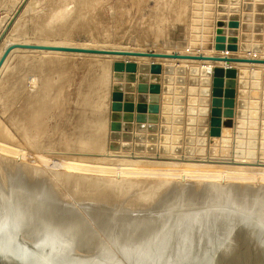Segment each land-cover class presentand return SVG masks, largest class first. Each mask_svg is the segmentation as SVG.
Segmentation results:
<instances>
[{"label": "rangeland", "instance_id": "374dc122", "mask_svg": "<svg viewBox=\"0 0 264 264\" xmlns=\"http://www.w3.org/2000/svg\"><path fill=\"white\" fill-rule=\"evenodd\" d=\"M20 1L0 0V17L7 15L10 18L9 21L7 20L8 18L3 20L2 25H0V52L9 42L38 44L56 42L68 46L75 45L78 47L100 48L105 50L156 51L205 55L218 54L264 58V0H261V9H263L261 11L263 16L261 26L263 28L259 31V34L263 36L261 41L257 39L258 32L253 30V27L256 26V21L252 18L250 21H246L250 24L249 29L242 30L241 28V24L244 22L241 19L243 14L248 12L253 17L256 13L254 10L255 6L260 0H24L19 10L14 11L15 9L13 10L11 3L17 2L18 4ZM246 2H250L252 5L250 11H243V5ZM233 20L234 22H238L236 28L231 25ZM243 37L245 40H243ZM253 37H256L257 40L253 39ZM233 38H235V42L232 41ZM242 42L261 44L263 51L261 53H253L247 50L246 52L240 51L238 46ZM229 44H236L237 50H227V45ZM215 45L221 46L222 48L215 50ZM12 52L6 58L7 61L4 64L6 67L3 66L4 69L0 72V127L4 129H0V133H2V135L0 134V143H3L0 144V146L3 145L0 148L2 150L0 151L2 153H0V206L2 204V197L4 198L10 192L11 182L8 170L11 168L10 164L12 165L16 160L25 163L28 162L37 167L41 166L40 168L41 170L44 169V172L46 170L45 168H47L46 175H48L49 180L56 187L55 190L58 196L61 199L63 198V201L70 203L73 211H79L83 215H85V212L88 215L93 212L94 214L98 213L97 215L99 213L102 214L104 218L101 215H99L100 218H95L97 215L95 214V216L93 214L97 222L99 221L102 224L109 218L108 216H114L113 218H116L115 215H118V213L119 217L121 214L129 215V213L132 217L133 214L137 217H142V215L145 217V215L159 214L161 212V214H165V209L163 208L166 207L167 200L173 197L172 195L176 192L174 186L178 176L175 177L177 171L173 163L189 162L188 160L182 161L180 159L183 157L186 158L185 156L199 158L193 159L192 161L191 159L189 160L191 163L194 162L197 165L195 168V164L193 163V168H195L193 170L194 174L197 173L198 175L202 171L204 173L203 175L200 174L201 176L193 174V178L190 179L188 184L193 185L192 187L196 186V188L203 186L206 190L208 189V184L204 182L210 179V174L207 178L203 179L204 181L201 179L199 180L201 182H199L196 179H200L202 176L204 178L209 173L207 165L212 164V162H217V159L222 160V157H217V159H215L216 157L208 156L200 157L208 152L209 149L211 150L212 147L216 148L217 156H221L223 152H227V155H229L234 150L235 153L237 152V155L244 156L242 159L245 162L240 164H245L246 167H259L260 165L264 167V66H254L244 63L230 64L228 66V68L235 70V74L229 77L223 76L222 78L223 80L232 78L235 81L233 116L231 117L230 126H227L223 117H221L220 131L222 133L223 130L226 134L224 136L219 135L214 139L208 133L203 134L201 132L203 125L199 115L197 116V113L188 111L189 106L199 108L198 100L202 96L199 90L202 86L204 87L202 84H212L213 76L212 74L209 76L201 74L191 75L187 71V68L192 66V64H197L198 66H202L203 64L222 66L220 63L212 64L209 61H193L192 63L191 60L177 62L176 60L111 57L110 55L82 53H76L75 55L74 53L62 52L42 53L39 50L26 49H14ZM117 60L134 61L137 65L142 62L149 64L159 63L161 68L167 63L185 65V72L178 73L176 77L171 73V81L169 82L166 81L168 76L166 77L162 70L160 72L158 82L160 86L158 110L155 113L157 116L155 131L148 130V125L152 123L147 121L150 115L147 109L142 113L145 116L143 122L137 120V116L141 112L136 110L138 104L137 96L139 95L136 86L139 84V72L135 71V79L132 82L134 85L132 91L134 96L133 110L131 111L132 119L125 121L121 109V115L116 120L119 127H121L118 130L119 137L115 139L110 137L112 133L111 114L113 112L111 108L114 84L113 64ZM147 74L150 75V73ZM192 77L196 79L195 83L191 82ZM121 83L124 84V80ZM145 83L149 84V80H146ZM166 84L168 85L166 86ZM191 84H195L193 85L195 92L192 94L189 93ZM181 87L182 91H180ZM166 88L169 89L166 90ZM208 88L210 90L211 85H208ZM163 90L166 91L163 92ZM121 92L124 94L123 89H121ZM189 96L195 97L197 100L196 103H189ZM161 102H163V105ZM121 103L123 104L124 102L121 101ZM145 104L148 106L149 103L146 101ZM206 117L207 120L210 118L209 112ZM127 123L130 126L124 130L123 127L127 126ZM138 127L139 129H137ZM207 128H209L208 124ZM127 130L130 132L129 136H131V139L124 141L122 135ZM166 137V144L160 146L161 144L157 142ZM152 138H154V142L149 140ZM211 139L213 143H210ZM114 141L119 145L127 143L129 149L125 151H121V149H118L119 151L110 150L109 145ZM151 143H153V151L147 149L151 147V145H148ZM136 144L141 146V149L136 150ZM4 146L6 149L3 148ZM7 149L8 151H6ZM11 150H16L14 151L16 154L14 153L13 155V151ZM238 158L240 157L234 158L235 161L241 160V158ZM228 159L226 158L225 161H228ZM75 161L76 165H74ZM171 161L173 165L169 164ZM163 162L165 166H163ZM79 163L84 167L80 166L81 164L79 165ZM131 163L135 164L133 165ZM198 163L200 166H198ZM145 164H149V168H147V165L144 166ZM105 165H108V168ZM135 165L141 168L135 167ZM74 166L76 168L78 166V170ZM88 166H90L89 169ZM150 166H153L154 169H150ZM172 166L175 168L174 172L171 170L175 174L173 176L168 171ZM262 167L258 168L259 173H255L257 171L256 169L251 173V170H248L249 172L246 171L247 174L245 172V175L241 174L239 176L240 178L242 177L241 179H238L239 177L236 176L237 179L232 178L231 180H227L230 184H235L234 186L238 188V191L243 189L241 190L242 192L249 185L251 189L247 188L244 191L245 193L241 192V199L240 196H237L240 200H246L247 202L245 201V206L240 205L239 207V204H237L239 199L234 197L233 194L229 196L232 202L229 198L225 199L226 197H224L223 200L220 195L215 194L213 204H218L221 207L217 205V208H215L214 206V211L216 209L215 212L219 209L221 211L219 210L220 212L211 216V218L215 220L221 219L224 213L222 211L225 208H233L232 206L234 205L237 206H234L236 209L241 208V212H244V214L247 212H249L248 214L256 213L258 207L253 205V209H250L252 208V204H249L248 199L249 197H253L252 195H254L255 189H257L256 186L259 183L256 184V181L253 180H257L260 177L257 178L258 174L260 175L262 172L260 170ZM144 168H147V170ZM197 168H199V172H195ZM117 169L119 171L121 170L122 174L118 175L121 171L117 172ZM128 170L131 172L127 173ZM50 171H54L52 172L53 174ZM57 171L58 173L61 172L60 175ZM167 171L171 175H168ZM54 175L59 176H56L59 179ZM65 175L67 176L66 178H64ZM74 175H78V179L74 178ZM88 178L92 181L91 183ZM70 179H74L75 183H82V180H84V184L86 182L90 184L95 182V186L94 183L92 185L94 186L93 188L90 184L89 186L88 184L81 185L77 183L75 185L80 186V189L78 188L79 186L77 187L79 189L77 191V188L74 187L73 180ZM112 179L118 181L115 182ZM193 179L195 180L193 181ZM126 180L127 183H130L127 184ZM238 182L241 183L239 184ZM252 183L254 186L251 185ZM124 184L126 187L129 186L125 189ZM108 185L111 187V190H109ZM240 185L243 186L240 187ZM122 187L124 190L120 189ZM236 187L234 188L235 190ZM252 187L253 189L255 188L254 191ZM70 190H72V193L76 190L75 193L79 192V196H77V193V195L70 193L71 196L69 197L68 192ZM103 190H106L107 193ZM99 191L100 193H98ZM111 191L113 194H111ZM247 191H249L248 194H246ZM89 192L90 194H87ZM102 193L104 195H101ZM203 194L202 191L199 192L200 196ZM91 195L94 199L92 197L90 198ZM200 196L198 197L200 198ZM216 196H219V198ZM236 199H238L237 202ZM79 201L82 202L79 203ZM220 201H222V205ZM117 203L119 205L116 208ZM198 203L192 205L193 207L191 208L193 209H184L181 211L182 214L181 212L176 213L177 215L175 217L178 214L181 217V220L177 217L179 221H176L180 224L178 223L179 229L176 225V231L179 230L181 232L184 230L182 228H185V224L191 220L192 216L195 217L197 213L200 215V211L204 209V212L206 210L209 211L208 205L202 202L200 203L202 206ZM247 203L250 205L249 207L246 205ZM3 204L5 208L8 207V202L4 201ZM226 204L230 207H227ZM256 207L257 209L254 210ZM116 209L120 211L116 213ZM126 209L132 210L127 211ZM104 211L108 215H104ZM121 211L123 212L120 214ZM195 211L198 212L196 213ZM110 212H112V215H109ZM189 212L191 213L190 215L188 214ZM204 212H202V216L200 215L202 217L201 220L205 217L210 218L209 213L205 214ZM184 214L186 216H183ZM187 215L191 218L189 220L187 218L186 221L184 218ZM125 217L122 218L123 221ZM130 217V220L135 219V217L134 219ZM101 218L106 220L102 221ZM125 220L124 223H127L128 220ZM196 220L198 219L196 218L191 221L196 222ZM114 221L111 224L116 225L118 221L113 223ZM97 222L95 221V227L96 225L99 226ZM119 222L118 227L122 224L121 221ZM165 223L166 220L163 224L161 222L162 225H160L163 226ZM5 228L7 227H0V234L5 231ZM24 236L21 235L19 238L23 242H28V238H24ZM95 247L98 248V246L91 245L89 251L91 253L94 252ZM110 249L112 252H116L115 249L117 250L116 247H110ZM250 255H254L251 247Z\"/></svg>", "mask_w": 264, "mask_h": 264}, {"label": "water", "instance_id": "95a60500", "mask_svg": "<svg viewBox=\"0 0 264 264\" xmlns=\"http://www.w3.org/2000/svg\"><path fill=\"white\" fill-rule=\"evenodd\" d=\"M24 0L11 3L14 11L19 10ZM17 4V5H16ZM16 5V6H15ZM262 3L261 0L255 6L256 13L253 17L246 12L242 16L241 28L249 29L250 24L246 21H250L252 18L256 21V26L253 30L258 32V41L262 40L259 31L262 30L261 21L262 16ZM252 5L250 2H246L243 5V11H250ZM7 15L0 17V25L3 20L7 19ZM235 19V18H234ZM8 21L10 18L7 19ZM233 27L238 26V22L231 23ZM257 35V34H256ZM245 37V35H244ZM243 37V40H245ZM257 37V36H256ZM256 37L253 39L257 40ZM235 42V38L232 40ZM221 46L215 45L214 49H221ZM14 49H26V50H41V51H56L66 53H82V54H99V55H111L121 57H147V58H158V59H177V60H192V61H209L212 64H219L222 66H211L204 65L198 66L197 64L187 68V71L191 75L201 74L209 76L212 74V84H202L199 90L202 95L198 104L201 112L199 118L203 128L201 132L207 134L216 139L217 136H224L226 133L220 129L221 117L227 126L231 125V117L233 116V106L235 100V84L232 78H226L223 80V76L229 77L235 74V70L228 68L230 64H259L264 65V58L248 57V56H229V55H205V54H191V53H175V52H156V51H133V50H105L100 48H89V47H78V46H58V45H47L38 43H10L8 44L0 55V68L4 63L9 53ZM240 51H252L253 53H261L263 47L261 44H249L242 42L238 46ZM227 50H237L236 44L227 45ZM223 63V64H221ZM113 94H112V114H111V129L112 133L110 137L112 139L119 137V127L116 120L121 115V109L123 111V119L130 121L132 119L131 111L133 110V99L132 94L135 79V71L139 72V84L136 86L138 90L137 106L136 110L141 112L137 116V120L143 122L145 119L142 114L146 109L149 112L147 121L152 123L148 125V130L155 131L157 122V116L155 115L158 110L159 101V79L160 72L165 73L166 81H171V73L176 72L184 73L185 66H178L174 69L172 66H166L161 68L159 63H138L129 60H117L113 64ZM258 71V70H257ZM147 73H150L148 75ZM170 73V74H169ZM148 76V77H147ZM191 82H196V79L192 77ZM124 80V84L121 83ZM146 80H149V84H146ZM207 82V81H206ZM168 85V84H166ZM191 84L189 87V93L195 92L194 86ZM208 85H211L209 90ZM124 90V94L121 92ZM169 88H166V90ZM166 90H163L165 92ZM182 91V87L181 90ZM148 93V94H147ZM209 96V97H208ZM121 101L124 103L122 104ZM146 101L149 103L146 106ZM195 97L189 96V103H196ZM164 102V100H163ZM122 105V106H121ZM210 107V108H209ZM190 112L197 113V108L189 106ZM196 110V111H195ZM210 114V118L207 120L206 115ZM125 113V114H124ZM201 115V116H200ZM208 122V123H207ZM128 124V123H127ZM207 124L209 128H207ZM126 125V124H125ZM129 124L124 126L123 129L129 128ZM141 128V127H140ZM139 129V127L137 128ZM129 130L124 132L122 139L129 141ZM154 142V138L149 139ZM126 143V142H125ZM210 143H213L212 139ZM151 147L148 150L153 151V143L148 144ZM110 150H127L129 149L128 144H117L115 141L109 145ZM135 149H141L138 144L135 145ZM216 148L210 150L209 153L216 155ZM227 152H223L221 156L229 157ZM237 155V153H236ZM237 156H241L240 154ZM244 157V156H241ZM242 210L236 208H227L224 210L221 219L215 220L213 218H205L200 221H190L185 224L183 232H187L189 229H193L194 226L202 224L201 230L205 241L199 248L195 247L196 243L193 242H179L178 247L164 248L163 246L154 248L149 253H143L138 257L130 258L128 254H124L120 249H115L116 252L109 253L101 248H96L94 252H90V246H86L83 242L74 240L70 243L57 244L51 241H42V238L38 240L34 239L31 242H23L19 238V233L15 235L10 244L0 241V264H264V219L258 216L256 213L246 215ZM186 230V231H185ZM1 236V235H0ZM197 241L199 240L198 237ZM196 240V239H195ZM198 243V242H197ZM250 247L254 252V255H250ZM162 248H164L162 250Z\"/></svg>", "mask_w": 264, "mask_h": 264}, {"label": "bare ground", "instance_id": "6f19581e", "mask_svg": "<svg viewBox=\"0 0 264 264\" xmlns=\"http://www.w3.org/2000/svg\"><path fill=\"white\" fill-rule=\"evenodd\" d=\"M33 42V41H32ZM10 43H16V42H9L8 44ZM25 43V42H24ZM7 44V45H8ZM35 44V43H34ZM47 44V43H46ZM51 45H60V46H68V45H65L63 43H56V42H50ZM50 44H47V45H50ZM63 44V45H62ZM72 44V43H71ZM6 45V46H7ZM5 46V47H6ZM73 46V45H71ZM75 46V45H74ZM81 47V46H80ZM4 50V48L2 49V51ZM2 51L0 52V55L2 53ZM25 51V50H24ZM30 52V51H29ZM37 52V51H35ZM39 52H42V53H52V52H56V51H41L39 50ZM11 53H13L11 51ZM61 53V52H60ZM62 53H66V52H62ZM72 54V53H71ZM76 53H74L75 55ZM111 56V55H110ZM113 57V56H111ZM116 57H121V56H116ZM249 57V56H248ZM9 58V57H8ZM136 58H139V57H136ZM141 58H147V57H141ZM121 59V58H119ZM148 59H153V60H158V58H148ZM161 60V59H160ZM162 60H167V61H173V60H176L177 62L179 61H183V60H177V59H162ZM7 60L5 59L4 63L2 64L1 68H0V72L2 71L3 66L5 64ZM175 61V62H176ZM186 61H190V60H186ZM191 62L193 63V61L191 60ZM196 62V61H195ZM194 62V63H195ZM198 63V62H197ZM196 65V64H194ZM205 65V64H204ZM207 65H210V64H207ZM252 65H259V64H252ZM166 66H172L174 69H176L178 66H185L183 64H173V63H167V64H164L163 65V68H166ZM203 66V65H202ZM214 66V65H213ZM229 66V65H228ZM261 67L264 66V65H260ZM6 67V65L4 66ZM201 67V65H200ZM241 69V68H240ZM175 75V77L177 76L176 72L172 73ZM177 79V78H176ZM168 83V82H166ZM167 86V85H166ZM86 92V91H85ZM46 102V101H45ZM162 105H163V102H161ZM180 107V106H179ZM39 110V109H38ZM45 110V109H44ZM196 111V110H195ZM201 112V109H197V116L199 115L198 112ZM199 112V113H200ZM196 114V113H195ZM201 116V115H200ZM34 118V117H32ZM38 124V123H37ZM0 129H2V127H0ZM4 130V129H2ZM2 135V133H0ZM4 136V135H3ZM167 136V135H166ZM158 141V140H157ZM166 141H167V137L161 141H158L157 143L161 144L160 146H164L166 144ZM6 143V142H4ZM156 143V144H157ZM0 144H3V143H0ZM5 145V144H4ZM3 146V145H1ZM0 146V148H1ZM8 146V145H7ZM6 146V147H7ZM157 146V145H156ZM5 148V146L3 147ZM6 149V148H5ZM16 149V148H15ZM10 150V149H9ZM18 150V149H17ZM2 151V150H0ZM4 151V150H3ZM8 151V149L6 150ZM13 151V150H11ZM16 151V150H14ZM12 152L13 155L15 152ZM19 151V150H18ZM17 151V154L19 153ZM23 151V150H22ZM113 151V150H112ZM116 151V150H114ZM119 151V150H118ZM121 151H125V150H121ZM31 152V151H30ZM233 153H231V155L229 157H223V156H217V155H213L211 153L206 152L204 155H201L200 157H204V156H208V157H216L215 159H217V157H222V160H218L217 159V162H212V164H209L207 165V169L209 168V173L207 174L206 171L204 178L200 177V179H196V181H199L202 179V181H204L203 179L207 178L208 175H209V180L204 183H207L208 184V189L206 190L205 188H203V186L201 187H198L196 188L195 187H192L193 185H190L188 184L190 182V179L193 178V174H194V169L196 168V163L195 164V168H193V163L190 162L189 159H191V161L193 159H199L197 157H192V156H185L186 158H180L182 161L183 160H188L189 162H176V163H173L172 164V161L171 163L169 162L170 165H173L175 168H176V173L177 175H175L174 172L175 171V168L170 167L171 169L168 170L171 172L172 176L173 174L176 176H178V179L176 180L175 182V194H173L168 201L167 205L165 208L164 211H165V214H151V215H148L144 217V215L136 217L134 216L133 214V217L128 214H126L127 216H131L133 219L135 217L134 220H130L129 217L126 218L127 216L126 215H122L121 213L123 211L120 212V214L122 216H126L125 219H127V223L124 221H126L122 218L121 215L120 218L118 215V209L116 213H118V215H115L116 218H113L112 216H108L107 220L106 219H102L103 220H106L105 223L103 222V224L99 221L97 222V220L95 218H100L99 215L102 216V214L99 213V215H96L93 213H91L90 215H88L87 212H85V215L81 214L79 211H73V208L71 206L70 203L66 202V201H63V198L61 199L59 196H58V193L57 191L55 190L56 187H54L53 183L49 180L48 178V175H46V170L48 171L47 168H45V172L43 170H41V166L40 167H37L36 165L34 164H31V163H25L23 161H20V160H16L14 163H12V165L10 164L11 168H9V177H10V182H11V189H10V192L8 193V195L6 194V196H4V198L2 197L1 199V206H0V227L4 226V227H7L5 228V231L4 232H1V236H0V241H3L4 243H7V244H10V242L12 241V239L15 237V235L17 233L21 234V235H25V237L28 238L29 241H32L34 239H41L42 238V241H51L53 243H57L58 245L59 244H64V243H70L74 240H78L80 242H83V244L87 245V246H98V248H101L100 250H104L103 248H106V251L109 253H111L110 251V247H116L117 249H120L124 254H129L130 258H133V257H138L139 255L143 254V253H149L151 252L154 248L160 246V247H164L166 249L168 248H172V247H178L179 246V242H193V243H196L194 246L197 248H199L200 245H202L205 241L204 237H202L203 235V230H201V226L202 224L199 223V225L197 226H194L193 229H189L187 232H183L184 230H182L181 232H179V230L176 231V225H177V228L179 229L178 225L179 224L177 223V217H179V214L177 217H175V215H177L176 213L177 212H181L183 211L184 209H193L191 207H193L192 205H196L198 203V200H199V203H205L206 205L209 206V211L206 210V212L203 211H200V215L202 216V212H204L205 214L209 213V216L210 215H215L216 213L218 214V212L221 211V209H219L217 212L214 211V206L215 208H217L216 206L218 205H215L213 204L214 203V197H215V194L216 195H220L221 198L223 199L224 197H226L225 199L229 198V200L231 201V198L229 197L230 195L233 194L234 197L238 198L237 196H240V199H241V190L243 189H239L240 191H238V188L236 186H234L235 184L233 183H229L227 180H231L232 178H236L239 177L241 174L243 175L246 171L249 172L248 170H251V172H253V170H257L255 171L258 172V168L259 167H262V165H260L259 167H255V166H252V167H246L245 164H240V163H244L245 160L242 159L241 156H237L235 151L233 150L232 151ZM1 153V152H0ZM5 153V152H3ZM8 153V152H7ZM2 154V153H1ZM6 154V153H5ZM16 154V153H15ZM21 154V152H20ZM33 154V153H32ZM108 154V153H107ZM19 155V154H18ZM24 155V154H23ZM110 155V154H109ZM21 156V155H20ZM33 156V155H32ZM36 156V155H35ZM190 157V158H189ZM237 157H240L241 160L239 161H235L234 158H237ZM2 158V157H1ZM4 158V157H3ZM17 158V157H16ZM21 158V157H20ZM25 158V157H24ZM46 158V157H45ZM175 158V157H174ZM223 158H229L228 161H223ZM238 158V159H240ZM23 159V158H22ZM220 159V158H219ZM231 159V161H230ZM1 160V159H0ZM44 160V159H43ZM48 160V159H47ZM35 161V160H34ZM195 161H198V160H195ZM230 161V162H229ZM175 162V161H174ZM210 162V161H208ZM41 163V162H40ZM49 163V162H48ZM76 165V161L74 162ZM122 163V162H121ZM45 164V163H44ZM70 164V163H69ZM68 164V165H69ZM72 164V163H71ZM81 163H79L80 165ZM88 164V163H87ZM133 164V163H131ZM135 164V163H134ZM133 164V165H134ZM166 164H168L166 162ZM199 164V163H198ZM43 165V164H42ZM49 165V164H48ZM47 165V166H48ZM52 165V164H51ZM54 165V164H53ZM67 165V163H66ZM78 165V164H77ZM129 165V164H128ZM147 165V168H149V164H145L144 166ZM169 165V166H170ZM7 166V165H6ZM9 166V167H10ZM46 166V165H45ZM46 166V167H47ZM64 166V165H63ZM82 167H84L82 164L80 165ZM98 166V165H97ZM100 166V165H99ZM108 166V165H107ZM106 165L105 167L108 168ZM131 166V165H130ZM139 167L138 165H135V167ZM163 166L164 165V162H163ZM167 166V165H166ZM200 166V164L198 165ZM2 167V166H1ZM49 167V166H48ZM53 167V166H52ZM65 167V166H64ZM63 167V169H64ZM71 167V166H70ZM75 167V166H74ZM73 167V168H74ZM87 167V166H86ZM90 166H88V169H89ZM102 167V166H101ZM143 167V166H142ZM162 167V166H161ZM202 167V166H201ZM201 167H199L201 169ZM3 168V167H2ZM6 168V167H5ZM67 168H69V166H67ZM72 168V169H73ZM76 168V167H75ZM74 168V169H75ZM78 168V166H77ZM76 168V169H77ZM105 168V169H106ZM110 168V167H109ZM115 168V167H114ZM129 168H132V167H129ZM141 168V167H139ZM147 168L145 170H147ZM154 167L150 166V169ZM167 168V167H166ZM197 168V171L195 172H199ZM203 168V167H202ZM84 169V168H83ZM86 169V168H85ZM92 169V168H91ZM101 169V168H100ZM104 169V167H103ZM111 169V168H110ZM120 169V168H119ZM119 169H117L118 171L117 172H120ZM143 169V168H142ZM159 169V168H158ZM164 169V168H163ZM174 169V170H173ZM178 169V170H177ZM1 170V169H0ZM50 170V169H49ZM53 170V169H52ZM78 170V169H77ZM99 170V169H97ZM107 170V169H106ZM123 170V169H122ZM165 170V169H164ZM162 170V171H164ZM260 170L262 171L260 173V175L258 174L257 176V180H253V181H256V184H257V189H253L254 191V195H252L253 197H249L248 199V202H250L249 204H252V208L250 209H253V205L254 206H257L256 208H254V210H256V214H258L259 217H261L262 219H264V167L260 168ZM3 171V170H2ZM89 171V170H88ZM103 171V170H102ZM101 171V172H102ZM115 171V170H114ZM125 171V169H124ZM129 171V170H128ZM127 173H130L131 171H129ZM161 171V170H160ZM167 171V172H168ZM201 171V170H200ZM51 172V171H50ZM49 172V173H50ZM54 172V171H52ZM51 172V173H52ZM69 172V171H68ZM87 172V171H85ZM109 172V171H108ZM116 172V171H115ZM133 172V171H132ZM166 172V173H167ZM247 172L245 174H247ZM5 173V172H4ZM58 173V171H57ZM61 173V172H60ZM60 173H58L60 175ZM63 173V172H62ZM90 173V172H89ZM98 173V172H97ZM126 173V172H125ZM134 173V172H133ZM136 173V172H135ZM165 173V172H163ZM249 173V174H250ZM53 174V173H52ZM57 174V175H58ZM67 174V173H66ZM102 174V173H101ZM117 174V173H116ZM122 174V171L120 173H118V175ZM169 172H168V175H171ZM203 175V171L198 173L199 176ZM244 174V175H245ZM56 175V176H57ZM105 175V173H104ZM194 175H197L194 174ZM197 175V176H198ZM55 176V175H54ZM55 176V177H56ZM63 176V175H62ZM75 176V175H74ZM73 176V177H74ZM86 176V175H85ZM130 176H132L130 174ZM134 176V175H133ZM196 176V178H197ZM255 176V175H254ZM59 177V176H57ZM56 177V178H57ZM67 176L65 175L64 178H66ZM77 176H75L74 178H77ZM89 177V176H88ZM91 177V176H90ZM113 177V176H112ZM126 177V176H125ZM124 177V178H125ZM136 177V176H135ZM154 177V176H153ZM245 178V176H243ZM87 178V177H86ZM96 178V177H95ZM98 178V177H97ZM100 178V177H99ZM121 178V177H120ZM129 178V177H128ZM195 178V177H194ZM242 178V177H241ZM240 177L238 179H241ZM256 178V177H255ZM59 179V178H57ZM57 179H54V180H57ZM78 179V178H77ZM89 179V178H88ZM87 179V180H88ZM92 179V178H91ZM65 181H67L66 179H63ZM70 180H73L74 182V179H70ZM69 180V181H70ZM98 180V179H97ZM109 180V179H108ZM113 180V179H112ZM122 180H123V177H122ZM121 180V182H122ZM157 180H160V179H157ZM195 179H193L194 181ZM252 180H249V181H252ZM68 181V182H69ZM76 181V180H75ZM78 181V180H77ZM81 181V180H79ZM83 182H77L79 184H84V180H82ZM115 181V180H113ZM112 181V182H113ZM118 181V180H116ZM115 181V182H116ZM150 181V180H149ZM169 181V180H168ZM238 181V180H236ZM243 181V180H241ZM247 181V179H246ZM248 181V182H249ZM54 182V181H53ZM89 182L91 183L92 181H90L89 179ZM161 182V181H160ZM163 182V180H162ZM169 182H172L171 180ZM173 182V184H174ZM201 182V181H199ZM228 182V183H227ZM74 182V185L77 184ZM88 182H86V184H90ZM94 183V186H95V182ZM90 184L91 186L93 185ZM103 183V182H102ZM106 183V182H105ZM118 183V182H117ZM116 183V184H117ZM126 183H127V180H126ZM130 183V182H129ZM127 183V184H129ZM164 183V182H163ZM203 183V182H202ZM239 183V182H238ZM241 183V182H240ZM239 183V184H240ZM59 184V183H58ZM84 184V185H86ZM97 184V183H96ZM104 184V183H103ZM108 184V183H106ZM113 184V183H112ZM110 184V185H112ZM120 184V183H119ZM250 184V183H249ZM255 184V183H254ZM73 185V186H74ZM87 185V186H88ZM89 185V186H90ZM105 185V184H104ZM114 185V184H113ZM123 185V184H121ZM159 185V184H158ZM166 185V184H164ZM172 185V184H171ZM252 186L253 183L251 184ZM4 186V185H3ZM79 186V185H78ZM78 186H74V187H78ZM92 186V188L94 187ZM99 186V185H98ZM106 186V185H105ZM129 186V185H128ZM127 186V187H128ZM169 186V185H168ZM173 186V185H172ZM190 186V188H189ZM239 186V185H237ZM243 186V185H240V187ZM248 186V187H247ZM246 186V189L244 191L247 190V188L249 189V185ZM9 187V185H8ZM58 187V186H57ZM62 187V186H61ZM84 187V186H83ZM109 187V185H108ZM124 187L125 189L127 188L124 184ZM236 187V191L234 188ZM245 187V186H244ZM75 188V189H76ZM80 189V186L78 187ZM77 188V191H79V189ZM82 188V187H81ZM101 188V187H100ZM103 188V186H102ZM111 187H109V190ZM161 188V187H160ZM165 188V187H164ZM171 188V187H170ZM74 189V188H72ZM86 189V188H85ZM105 189V188H104ZM117 189V188H116ZM115 189V190H116ZM120 189H123L120 188ZM204 189V191H203ZM251 189V188H250ZM82 190V189H81ZM87 190V189H86ZM108 190V189H107ZM124 190V189H123ZM158 190V189H157ZM164 190V189H163ZM172 190V189H171ZM174 190V189H173ZM206 190V192H205ZM72 190H70L69 193V197L71 196L70 193ZM76 191V190H75ZM75 191H73L75 193ZM104 191V190H103ZM113 191V190H112ZM111 191V194H113ZM118 191V190H116ZM170 191V190H169ZM203 192L204 194L203 195H199V192ZM236 191V192H235ZM242 192V193H245V192ZM252 191V192H253ZM81 192V191H80ZM93 192V191H92ZM106 192V190L104 191ZM115 192V191H114ZM120 192V191H118ZM163 192V191H162ZM173 192V191H171ZM249 191L246 192V194H248ZM67 193V195H68ZM72 193V195L74 194ZM77 194L79 192H76ZM75 193V195H77ZM86 193V192H85ZM94 193V192H93ZM100 193V191L98 192ZM107 193V192H106ZM105 193V195H106ZM87 194H90L87 193ZM162 194V193H161ZM201 194V193H200ZM75 195H74V198H75ZM101 195H104V193H102ZM158 195V194H157ZM79 196V194L77 195ZM100 196V195H99ZM109 196V195H108ZM113 196V195H111ZM110 196V197H111ZM115 196V195H114ZM117 196V195H116ZM139 196V195H138ZM143 196V195H142ZM155 196V195H154ZM200 196V198L198 197ZM81 197V196H80ZM79 197V198H80ZM84 197V196H82ZM89 198V196H87ZM93 198L94 197L91 195L90 198ZM102 197V196H101ZM219 198V196H216ZM234 197H232L234 199ZM96 198V197H95ZM107 198V196H106ZM146 198V197H145ZM217 198V199H218ZM244 198V197H243ZM252 198V199H251ZM8 199V201H7ZM86 199V198H85ZM101 199V198H100ZM109 199V198H108ZM107 199V200H108ZM125 199V198H124ZM151 199V197H150ZM236 199V202L237 200ZM238 201L237 204H239V207L240 205L241 206H245V201L244 200H240ZM246 199V198H244ZM84 200V199H83ZM89 200V199H88ZM92 200V199H90ZM98 200V198H97ZM95 199V201H97ZM146 200V199H145ZM155 200V199H154ZM221 200V199H219ZM217 200V201H219ZM224 200V199H223ZM250 200V201H249ZM6 201L8 202L7 204V208L4 207V204L3 202ZM86 201V200H85ZM212 201V203H211ZM227 202V200H225ZM82 202V201H79V203ZM120 202V201H119ZM123 202V201H122ZM147 202V200H146ZM184 202V203H182ZM210 202V204H209ZM215 202H216V199H215ZM222 201H220V204L222 205L221 203ZM232 202V201H231ZM235 202V201H233ZM235 202V204H236ZM241 202V203H240ZM247 202V201H246ZM115 203V202H114ZM154 203V202H153ZM228 203V202H227ZM92 204V203H91ZM95 204V203H94ZM98 204V203H97ZM100 204V203H99ZM116 204V203H115ZM122 204V203H121ZM230 204V203H229ZM236 204V205H237ZM84 205V204H83ZM88 205V203H87ZM108 205V204H107ZM119 203H117V206L116 208L118 207ZM202 205V204H200ZM205 205V206H206ZM232 205V204H231ZM248 207L250 205H248V203L246 204ZM91 206V205H89ZM146 206V205H145ZM148 206V204H147ZM190 206V207H189ZM203 206V205H202ZM204 206V207H205ZM219 207H221L220 205H218ZM227 206V204H226ZM229 206V205H228ZM227 206V207H228ZM235 206V205H234ZM232 206L233 208L237 207V206ZM93 207V206H92ZM195 207V206H194ZM211 207V208H210ZM223 207V206H222ZM230 207V206H229ZM238 207V208H239ZM88 208V207H87ZM100 208V207H99ZM103 208V207H102ZM202 208V207H201ZM225 208V207H224ZM75 209V208H74ZM112 209V208H111ZM200 209V208H199ZM227 209V208H225ZM245 209V207H244ZM249 209V211H250ZM81 210V209H80ZM89 210V209H88ZM106 210V209H104ZM127 211L128 210H132V209H126ZM125 210V212H126ZM240 210H242L240 208ZM253 210V211H254ZM83 211V210H82ZM98 211V210H97ZM103 211V210H102ZM114 211H115V208H114ZM139 211V210H138ZM186 211V210H185ZM191 211V210H190ZM73 212V213H72ZM92 212V211H91ZM100 212V211H99ZM109 212V211H108ZM135 212V211H134ZM196 213L198 211H195ZM224 212V211H222ZM104 215H106V211L103 212ZM114 213V212H113ZM128 213V212H127ZM244 213V212H243ZM249 212H247L246 214H248ZM255 213V212H253ZM96 216L94 218V215ZM112 215V212L109 213V215ZM115 214V213H114ZM142 214V213H141ZM144 214V213H143ZM182 214V212H181ZM186 214V213H185ZM183 215V216H186V215ZM189 215L191 214L190 212L188 213ZM83 215V216H82ZM93 217H92V216ZM108 215V214H107ZM193 215V213H192ZM195 215V213H194ZM200 215L197 213L195 217L192 216L189 217L187 215L186 218V221H187V218L189 220V218H191V220H195L196 218L200 219L201 221V218ZM220 215V213H219ZM250 215V214H249ZM85 216V217H84ZM118 216V218H117ZM181 216V215H180ZM183 216H182V219H183ZM208 216V215H206ZM103 217V216H102ZM106 217V216H105ZM130 217V218H131ZM104 218V217H103ZM111 218H112V221H121L122 224L120 227L119 226V223L117 222V227H115L116 225L115 224H111ZM131 218V219H132ZM181 217H179L178 219H180ZM206 218V217H205ZM204 218V219H205ZM209 218V217H207ZM122 219V220H121ZM183 219V221H184ZM97 222V224L99 226L96 225L95 227V221ZM100 220V219H99ZM166 220V223L165 225L161 226L163 224V222H165ZM177 220V221H176ZM181 220V219H180ZM190 220V221H191ZM111 221V222H110ZM115 221L113 223H115ZM189 221V222H190ZM162 222V224H161ZM197 222V221H196ZM101 224V225H100ZM161 224V225H160ZM175 224V225H174ZM161 226V227H160ZM181 229V228H180ZM182 229H185V228H182ZM186 231V230H185ZM178 232V233H177ZM21 235H19V237H21ZM198 237V241H197V238ZM26 238V239H27ZM196 239V240H195ZM23 241V240H22ZM198 242V243H197ZM110 246V247H109ZM162 248V250L164 249Z\"/></svg>", "mask_w": 264, "mask_h": 264}]
</instances>
